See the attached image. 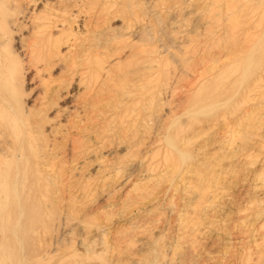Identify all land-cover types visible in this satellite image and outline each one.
<instances>
[{
  "label": "rangeland",
  "instance_id": "1",
  "mask_svg": "<svg viewBox=\"0 0 264 264\" xmlns=\"http://www.w3.org/2000/svg\"><path fill=\"white\" fill-rule=\"evenodd\" d=\"M121 256L264 264V0H0V264Z\"/></svg>",
  "mask_w": 264,
  "mask_h": 264
},
{
  "label": "bare ground",
  "instance_id": "2",
  "mask_svg": "<svg viewBox=\"0 0 264 264\" xmlns=\"http://www.w3.org/2000/svg\"><path fill=\"white\" fill-rule=\"evenodd\" d=\"M79 169H80V168H79ZM146 239H147V238H146ZM142 242H143V241H142ZM142 242H141V244L139 243V244H140L139 247H138L139 249H143V247H144V245H145V244L142 243ZM121 255H122V254H121ZM117 256H118V254H117ZM123 256H124V255H123ZM121 257H122V256H121ZM125 257H126V256H125ZM119 258H120V256H119ZM122 258H123V257H122ZM123 260H126V261L128 262V264H129V263H130V264H136V263L138 262L137 258H135V257H133V256H132V257L130 256V257L123 258ZM123 260H122V261H123Z\"/></svg>",
  "mask_w": 264,
  "mask_h": 264
}]
</instances>
